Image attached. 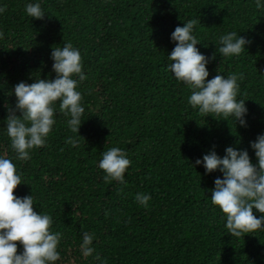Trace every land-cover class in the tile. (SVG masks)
<instances>
[{"label": "trees", "instance_id": "16d2710c", "mask_svg": "<svg viewBox=\"0 0 264 264\" xmlns=\"http://www.w3.org/2000/svg\"><path fill=\"white\" fill-rule=\"evenodd\" d=\"M26 2L0 0V154L21 174L13 192L32 194L33 209L62 234L54 264H98L97 253L107 264H264V229L228 233L209 196L221 174L194 164L213 144L220 155L232 144L252 156L249 140L264 131V8L255 0H40L38 19L24 12ZM188 18L197 20L196 47L215 53L209 78L242 74L246 127L198 113L188 86L166 70L169 35ZM229 30L249 43L239 55L220 56L213 41ZM65 41L79 49L86 73L77 85L83 121L74 133L56 111L46 143L17 160L2 126L15 101L9 92L19 80L54 76L49 53ZM111 146L130 160L126 182L104 179L97 166ZM137 192L150 194L147 207ZM85 231L94 234L88 257L79 249Z\"/></svg>", "mask_w": 264, "mask_h": 264}, {"label": "clouds", "instance_id": "9594fccd", "mask_svg": "<svg viewBox=\"0 0 264 264\" xmlns=\"http://www.w3.org/2000/svg\"><path fill=\"white\" fill-rule=\"evenodd\" d=\"M257 9L264 8V0H255ZM4 6L0 5V12ZM24 12L31 18L43 19L45 10L40 0H27ZM169 35L175 41L167 53L166 70L177 81L188 86V104L198 113L219 119L231 118L242 127L247 126L248 108L245 99L238 97L239 79L242 74L217 73L209 78L206 65L215 57L205 54L197 47L200 40L194 34L195 18L183 20ZM220 56L239 55L249 40L234 30L219 34L215 41ZM51 78H35L32 82L19 80L9 92L14 93L13 104H6L7 115L2 125L9 138L17 160L30 158V150L46 143L54 124V113L62 112L65 123L74 133L82 123L84 106L77 85L86 77L82 71L80 51L71 41L62 46L51 47ZM218 119V118H217ZM68 143L79 144V137L69 136ZM253 149V161L247 148L226 145L220 155L213 144L208 151L196 157L194 164L203 165L204 173L219 171L213 178L210 201L224 214V227L232 236L255 233L264 229V131L249 140ZM130 160L125 150L111 146L101 153L98 167L105 173L104 179L126 182L124 173ZM22 181L13 159L0 154V264H54L60 253L57 245L61 239L59 231H52V217L33 209L32 194L17 195L13 189ZM135 200L147 207L150 194L137 192ZM253 209L260 215L254 214ZM94 234L82 233L80 253L88 257L93 253ZM19 241L20 251H17ZM98 264H107L96 254Z\"/></svg>", "mask_w": 264, "mask_h": 264}]
</instances>
